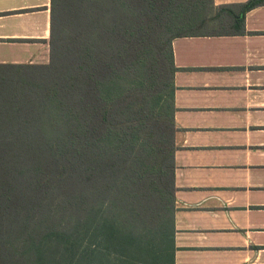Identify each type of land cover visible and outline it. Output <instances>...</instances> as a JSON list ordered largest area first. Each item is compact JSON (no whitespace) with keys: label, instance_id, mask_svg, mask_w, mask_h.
<instances>
[{"label":"trees","instance_id":"trees-1","mask_svg":"<svg viewBox=\"0 0 264 264\" xmlns=\"http://www.w3.org/2000/svg\"><path fill=\"white\" fill-rule=\"evenodd\" d=\"M263 5L52 0L50 62L0 65V264H175L173 41Z\"/></svg>","mask_w":264,"mask_h":264},{"label":"crops","instance_id":"crops-1","mask_svg":"<svg viewBox=\"0 0 264 264\" xmlns=\"http://www.w3.org/2000/svg\"><path fill=\"white\" fill-rule=\"evenodd\" d=\"M51 7L0 0V65L50 62ZM244 26L172 44L175 264H264V5Z\"/></svg>","mask_w":264,"mask_h":264},{"label":"rangeland","instance_id":"rangeland-1","mask_svg":"<svg viewBox=\"0 0 264 264\" xmlns=\"http://www.w3.org/2000/svg\"><path fill=\"white\" fill-rule=\"evenodd\" d=\"M4 87V86H3ZM3 87H1V88H3ZM9 87V88H8ZM10 88H11V85H8V86H5V89L4 90H10Z\"/></svg>","mask_w":264,"mask_h":264}]
</instances>
